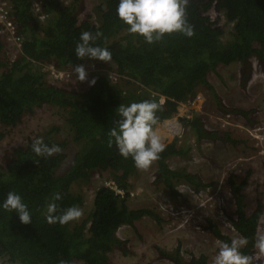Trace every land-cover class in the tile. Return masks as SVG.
Listing matches in <instances>:
<instances>
[{
  "label": "trees",
  "instance_id": "16d2710c",
  "mask_svg": "<svg viewBox=\"0 0 264 264\" xmlns=\"http://www.w3.org/2000/svg\"><path fill=\"white\" fill-rule=\"evenodd\" d=\"M39 1L49 15L46 24L37 20L31 10V0H9L11 14L24 35V54L12 63L9 55L3 60L0 58V125L17 126L36 108L53 106L65 114L70 141L78 148L72 166L60 173L67 157L65 149L71 142L57 140L55 135L60 127L52 126L36 138L43 137L50 146L59 145L60 152L50 157L37 156L31 149L32 139L5 155L0 169V201L9 191L19 193L31 211L32 222L21 223L18 213L0 209V258L11 264H61L62 261L67 264H112L110 255L114 251L129 252L127 241L117 235L121 227H135L136 222L145 217L157 224L166 221L155 207L133 208L129 205L128 191L138 169L131 157L126 159L119 154L114 138L109 146V132L120 119L117 107L163 98V106L156 113L158 125L173 117L181 103L190 104L199 89L206 88L216 104L226 109L208 76L219 65L239 62L249 67L252 58L264 63V0H187L186 16L194 28V35L166 33L151 44L143 36L128 32L129 26L117 15L119 0H95L93 11L91 9L86 20L79 19L83 0H71L67 4L63 0ZM213 6L233 23L228 40H224L223 27L209 12ZM84 31L103 32L95 44L112 52V62L122 77L113 81L105 74H96V83H90L86 91L50 83L46 74L49 71L44 70L47 65L64 69L90 61L105 63L76 56L75 47ZM5 45L0 38V54ZM250 74L246 70L243 80ZM230 111L248 117L253 110L234 108ZM178 121L180 124L174 118L169 138L184 124L193 131L199 143L204 139L239 143L229 133L208 129L197 115L179 117ZM3 136L0 133V138ZM177 137L166 144L165 151L156 160L153 180L171 199L181 195L178 187L182 183L195 190L206 187L200 176L170 164L171 157L186 156L189 151L179 145ZM96 171L110 172L114 182L126 191V196L117 194L103 182L86 217L68 224L49 223L47 205L56 193L62 197L55 200L57 214L70 206L85 208L78 185L88 183ZM250 175L251 171H248L240 183L233 176L229 178L237 205L231 221L247 239L242 252L252 256L253 264H261L255 255L254 243L264 211L259 201L257 208L249 212L243 187ZM208 222L218 239L231 243V237L224 234L217 223L211 219ZM159 251L163 258L175 264H208L205 254L193 255L190 262L184 261L180 247L173 252Z\"/></svg>",
  "mask_w": 264,
  "mask_h": 264
},
{
  "label": "rangeland",
  "instance_id": "374dc122",
  "mask_svg": "<svg viewBox=\"0 0 264 264\" xmlns=\"http://www.w3.org/2000/svg\"><path fill=\"white\" fill-rule=\"evenodd\" d=\"M64 1L68 3L71 0ZM65 2L63 3L66 4ZM95 4V0H83L79 19L86 20ZM209 12L213 20L218 21L223 27L224 40H228L233 23L228 22L215 6ZM6 57V53L2 51L1 60ZM84 66L87 72H93V76L100 73L106 76L110 73L117 75L118 72L112 61L105 63L90 61ZM246 70L251 74L244 81ZM57 71L63 70L55 67L56 74ZM46 74L50 83L74 91H86L91 82L88 77L84 81L78 80L76 74L69 75L66 82L59 81L52 71ZM208 80L221 97L226 109L216 104L214 96L208 89L202 88L193 100L195 108L189 107L186 102L181 103L169 121L177 118L176 121L180 124L179 117L197 115L208 129L229 133L239 143L223 139H204L199 143L193 131L184 124L180 126L179 132L168 138L163 130V124L167 120L159 123L155 130H159L157 133L163 141L168 139L165 144L178 136L179 145L189 149L186 156L171 157L170 164L186 168L188 172L200 176L206 187L196 191L182 183L178 187L181 195L177 199H171L161 185L153 183L157 170L156 161L148 170L138 169L131 179V189L128 191L129 205L133 208L155 207L166 221L157 224L155 220L145 217L136 222L135 227H121L117 235L127 241L126 247L129 252L124 254L122 250L114 251L110 255L112 264H175L174 261L163 258L159 250L173 252L178 247L184 261L190 262L193 255L205 254L208 256V264H214V257L223 242L210 230L209 219L217 223L221 231L231 239L243 238L231 221L237 209L229 183L232 176L240 183L248 171H251L247 184L243 187V192L247 196L246 203L249 212H252L261 201L264 211V63L252 58L249 67L239 62L219 65L215 72L209 74ZM234 108L253 111L246 117L241 113L231 112L230 110ZM64 119L65 114L58 108L44 105L26 115L17 126L7 128L0 125V133L4 134L0 138V169L4 165L5 155L10 150L27 144L49 127L59 126L60 131L55 138L59 141H70L71 134ZM77 148L78 145L71 142L65 149L67 157L60 173L66 172L72 166ZM110 179H113L110 172L96 171L88 183L82 182L78 185L85 205L79 220L86 217L91 210L98 187ZM132 192L134 195H131ZM258 230L264 232L262 219ZM255 255L261 264H264V255L259 254L257 249ZM0 264L11 263L0 258Z\"/></svg>",
  "mask_w": 264,
  "mask_h": 264
},
{
  "label": "clouds",
  "instance_id": "9594fccd",
  "mask_svg": "<svg viewBox=\"0 0 264 264\" xmlns=\"http://www.w3.org/2000/svg\"><path fill=\"white\" fill-rule=\"evenodd\" d=\"M186 5L187 0H119L116 11L118 17L129 26L127 29L129 33L139 34L151 44L162 39L166 33L181 32L188 37L194 35V28L187 21ZM31 10L33 11V8ZM45 13L47 14L46 11ZM37 20L41 22L38 18ZM46 21L43 24H46ZM102 35V31H96L94 34L89 31L82 32L75 47L76 56L81 59L87 57L105 62L112 61V52L107 47L95 44ZM3 52L9 55L10 61L8 46L5 45ZM50 66H45L44 70ZM74 72L80 81L88 77V72L82 64L76 65ZM90 83L95 84L96 80L93 79ZM163 103V98L159 101L146 99L127 105L120 104L116 109L120 119L117 126L109 132V146H112V138H114L119 154L126 159L131 157L137 169L148 170L167 147L163 138L155 130L158 123L156 113ZM31 149L41 157H50L61 151L59 145L50 146L44 142L43 137L34 138ZM61 198V195L56 193L53 201L47 205L46 218L49 223L68 224L79 219L83 214L82 209L77 206H70L57 214L55 200ZM0 209L18 213L21 223L32 222L31 211L19 193L9 191L6 198L0 201ZM260 219L264 220V216ZM246 244V238H234L231 243H222L214 257V264H253L252 256L241 250ZM254 248L259 254L264 255V232L257 231ZM61 264H67V262L62 261Z\"/></svg>",
  "mask_w": 264,
  "mask_h": 264
},
{
  "label": "built area",
  "instance_id": "2783aa9c",
  "mask_svg": "<svg viewBox=\"0 0 264 264\" xmlns=\"http://www.w3.org/2000/svg\"><path fill=\"white\" fill-rule=\"evenodd\" d=\"M32 8L36 17L41 21L45 22L48 15L43 10L42 4L38 0H32ZM0 38L8 46V53L10 54V62H15L20 54H23L24 50V35L19 29V25L16 19L13 18L10 10L9 0H0ZM53 70L55 66L49 67ZM64 74L61 73L60 76ZM110 78L116 80L117 76L114 73H110ZM106 184L120 194L122 197L126 196V192L119 188L114 181H108ZM131 195H134L132 192Z\"/></svg>",
  "mask_w": 264,
  "mask_h": 264
},
{
  "label": "bare ground",
  "instance_id": "6f19581e",
  "mask_svg": "<svg viewBox=\"0 0 264 264\" xmlns=\"http://www.w3.org/2000/svg\"><path fill=\"white\" fill-rule=\"evenodd\" d=\"M63 2H65L64 0H63ZM66 4H67V2H65ZM82 65H84V64H82ZM74 68L75 67H65L64 69H62L63 71H61V72H58L57 71V74H56V72H55V68H53V70L52 69H50V70H47V71H49V72H51L52 71V74H55L56 75V78H59V81H62V82H66V79L68 78V76L69 75H75V72H74ZM87 70V69H86ZM46 71V70H45ZM61 73H63L64 75L63 76H60V74ZM117 79L116 80H114V79H112V78H110V75L109 76H107L110 80H113V81H117V80H120V77H122L121 76V74H119V72H117ZM94 79V76H93V72L92 71H89L88 72V80H90V81H92ZM197 97V96H196ZM189 105V107H191V108H195V107H193V101L190 103V104H188ZM195 105H196V100H195ZM179 117V116H178ZM189 117V116H188ZM172 118V117H171ZM171 118H169V119H167V121H166V123L165 124H163V126H164V132H165V134H167V136H168V132L173 128V126H174V119H172L171 121H169ZM176 120H177V118H175ZM159 131V130H158ZM157 131V132H158ZM169 138V137H168ZM108 181H114L113 179H110V180H105V182H104V184L107 186V187H109L107 184H106V182H108ZM110 188V187H109ZM120 188V187H119ZM111 189V188H110ZM122 189V188H121ZM123 190V189H122ZM125 191V190H124ZM126 192V191H125ZM129 193V192H128Z\"/></svg>",
  "mask_w": 264,
  "mask_h": 264
},
{
  "label": "water",
  "instance_id": "95a60500",
  "mask_svg": "<svg viewBox=\"0 0 264 264\" xmlns=\"http://www.w3.org/2000/svg\"><path fill=\"white\" fill-rule=\"evenodd\" d=\"M180 119H182V118L180 117ZM167 141H168V139L166 141H164V143H166Z\"/></svg>",
  "mask_w": 264,
  "mask_h": 264
}]
</instances>
